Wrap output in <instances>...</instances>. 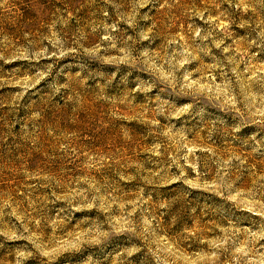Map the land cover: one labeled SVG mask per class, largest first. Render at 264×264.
I'll return each mask as SVG.
<instances>
[{"label": "rangeland", "instance_id": "1", "mask_svg": "<svg viewBox=\"0 0 264 264\" xmlns=\"http://www.w3.org/2000/svg\"><path fill=\"white\" fill-rule=\"evenodd\" d=\"M0 264H264V0H0Z\"/></svg>", "mask_w": 264, "mask_h": 264}]
</instances>
